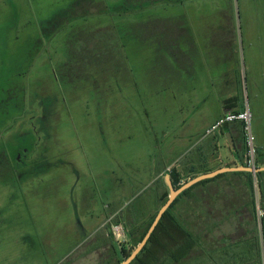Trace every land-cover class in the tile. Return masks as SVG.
I'll return each mask as SVG.
<instances>
[{"label":"rangeland","instance_id":"374dc122","mask_svg":"<svg viewBox=\"0 0 264 264\" xmlns=\"http://www.w3.org/2000/svg\"><path fill=\"white\" fill-rule=\"evenodd\" d=\"M175 1L0 0V264H119L107 219L135 243L160 206L142 213L156 171L183 182L225 164L206 131L226 99L264 150V0ZM220 175L212 185L240 194L193 224L184 197L171 210L199 242L180 264H264L248 180ZM93 213L105 218L92 234Z\"/></svg>","mask_w":264,"mask_h":264},{"label":"crops","instance_id":"0c3cea01","mask_svg":"<svg viewBox=\"0 0 264 264\" xmlns=\"http://www.w3.org/2000/svg\"><path fill=\"white\" fill-rule=\"evenodd\" d=\"M219 37H220V35H218V38ZM222 109L223 110H222L221 114L216 118V120L212 123V125L216 121H218L221 117H223L226 113L230 112L231 109L233 111H243V109L237 107V103L234 101V98H229V99L224 100ZM242 125H243V123H241V122H234V123H231V124H226L222 129H220L218 131V132H220L219 136H216L214 138V140L208 142V147L213 149V150H216V153H218V155H220V152H222V151L224 153V157L223 158L226 159L225 164L222 163L220 166H218V169H220L221 167H235V166H237L238 163H241L244 166H248L247 165V152H244V150H243L244 149V139H243L241 131H240V129L242 128ZM228 136L232 137V139L234 141V144H235V147H236V151H232L229 148V146L227 147L225 145V143L227 144ZM198 146H199L198 143H195L192 150H194V149L201 150V149H199L201 147H198ZM261 152L264 153V150L261 151ZM171 168H173L172 165H167V166H163L162 168H160L158 171L155 172V174H154V177H155L154 184H156V186H157L155 188L156 189L155 192L157 193L156 194V199L157 200L155 199V204H153V205H148V203H147L146 206L142 207V213L144 212L143 215H146V217L151 216V215H153L155 213V212H153L150 215V212L154 209V205L158 206L160 204V206H158V208L156 210V214L155 215H157L159 209L162 207V205H163V204L161 205L162 198L164 197V195H165V193L167 191L169 192V189H168L167 185L165 184V182H164V185H162V182H160V179L164 178L166 175H168V173L170 172ZM218 169H216V170H218ZM213 171H215V170L214 169H209L208 166L206 165L205 167H202V169L200 171L195 173L191 178H187V179L191 180V179H193V178H195L197 176L203 175L205 173L213 172ZM241 172H243V171L232 172V174H233V176L237 175V176L240 177L241 176ZM245 173H248V172H245ZM253 178H256V181H257L256 175H253ZM260 180H261V182L263 184L264 183V177H261ZM185 182L186 181H183L182 183H185ZM212 183H213V181L212 182H208V183L195 184V185L192 186L193 188L190 191H188L187 194L184 196L185 202H186V205H187L186 206L187 207V211H186L187 218L188 219H192V224H193V219H194L195 216L197 217V216H200L201 214H203L204 208H205V204H207L208 201H210V202L214 201V202H212L213 204L216 203V201L219 198H221L220 194L223 193V192H229V193L232 194V193H234L236 191H239V194H240V191H241V187L240 186H238V189L236 190L235 186L232 187V185L231 186H225V187L220 185V186L217 187L216 185H212ZM262 187L264 188V186H262ZM211 189L213 190V192H211ZM248 192H249V188H248ZM249 197H250V194H249ZM232 198H233V200H235V198H237V197L233 196ZM255 199H256V207H257V211H258L259 208H258V204H257L258 200H257V193L256 192H255ZM239 200H240V196H239ZM250 204H252V202H250ZM216 206L217 205H215V207ZM109 208H110L111 212L112 211L113 212L114 211L118 212L120 210L119 208H116V209L113 210L112 202H110V204H108L106 206V209H109ZM124 208H121V211H123ZM199 209H202L203 211L199 210ZM199 211H201L202 213H200ZM134 214H136V213L134 212ZM105 215H107V214H105ZM172 216L174 217L173 214H172ZM99 218L100 217H98V215L95 214V213H93L90 216H88L86 218L85 223H84V225H86L87 227L82 225V228H84L83 231L87 230V232H91V233L93 232L94 233L99 228H102L103 226H101V225H103V223H104L102 220L105 218V216L102 219H99ZM147 221H148V219L143 221V223H141V226L139 228L142 229V227H146L145 224L147 223ZM115 223L122 224L123 227H125L126 231L128 230V228L126 227V225L123 222H121L120 220H115V219H113V217L108 218L107 221H106V224H107V226H106L107 230L106 231H107V234H108V238L110 239L111 244H112L111 246H112V250H113V255L121 258L122 255L120 253V249H119L120 247L117 245V243L113 239L112 233H111V226H112V224H115ZM189 223H190V221H189ZM130 225H133L132 222H130ZM143 230H141L140 232H143ZM128 232H129V230H128ZM128 232H127L128 240L129 241L130 240L133 241V239H130L131 236H130V233H128ZM189 232H192V234H193L192 230L189 231Z\"/></svg>","mask_w":264,"mask_h":264},{"label":"trees","instance_id":"16d2710c","mask_svg":"<svg viewBox=\"0 0 264 264\" xmlns=\"http://www.w3.org/2000/svg\"><path fill=\"white\" fill-rule=\"evenodd\" d=\"M152 1H153L152 4H157V3L173 4L176 2L175 0H152ZM240 131L244 139V143L246 145V132L244 125H242ZM263 157H264V153L257 151L258 163L262 164ZM263 173L264 172L257 174L256 177H257V182L258 184H260L262 190L261 199L258 208L261 212H263V215L261 217V224H262L263 248H264V188L262 187L263 185L260 181V177H262ZM168 175L170 176L173 185L177 189H179L183 184L187 182L186 181L185 183H182L180 181L179 173L174 168H171ZM241 175H244L248 180L249 194L252 200L251 202L255 212H257L253 175L249 172L248 173L241 172ZM220 176L222 175H218L214 178L200 181L197 184L208 183L212 181L214 182ZM192 188L193 187H190L189 189L183 191L175 199V201L172 203V205L164 213L163 217L159 221L157 227L152 233L144 249L138 254V256L130 264H165V260H169L174 264H180L197 247L199 243L198 239L191 232H189L179 221H177L175 217H173L171 214L172 208L176 205V203L180 200V198L184 197L187 194V192L190 191ZM168 197H169V193H166L162 198L163 204L167 201ZM155 217L148 225H146L144 231L142 232V235L140 236L141 238L136 239L135 241L136 244L134 243V241H131L132 244L128 251H126L122 247L119 248L120 253L122 255L121 260L128 258L132 253L133 249L137 247L138 244L142 241L146 232L148 231L149 227L154 221ZM131 242L128 241V244H130ZM117 245L120 246L119 244Z\"/></svg>","mask_w":264,"mask_h":264},{"label":"water","instance_id":"95a60500","mask_svg":"<svg viewBox=\"0 0 264 264\" xmlns=\"http://www.w3.org/2000/svg\"><path fill=\"white\" fill-rule=\"evenodd\" d=\"M228 139L230 141L231 150L236 151V147H235V144H234L232 137L228 136ZM239 171L249 172V173H252L253 175H257L261 172H264V167L253 168V167L244 166L241 163H238L237 166H235V167H222L218 170H215V171L209 172V173H205L203 175L197 176V177L187 181L179 189L175 188V186L172 183L170 176L166 175L165 183L169 189V197H168L167 201L159 209L154 221L152 222L151 226L149 227V229L146 232L142 241L138 244L137 247H135L133 249L132 253L130 254V256L128 258L120 260V264H130L138 256V254L146 246L148 240L150 239L152 233L154 232L155 228L157 227V225H158L159 221L161 220V218L163 217L164 213L169 209V207L172 205V203L175 201V199L183 191L189 189L190 187L199 183L200 181L214 178V177H216L220 174H223L225 172H239Z\"/></svg>","mask_w":264,"mask_h":264},{"label":"built area","instance_id":"2783aa9c","mask_svg":"<svg viewBox=\"0 0 264 264\" xmlns=\"http://www.w3.org/2000/svg\"><path fill=\"white\" fill-rule=\"evenodd\" d=\"M250 120V114L248 111H230L226 113L223 117H221L218 121H216L207 131L206 135H213L216 132H218L220 129H222L226 124H231L234 122H241L245 126V132H246V145L248 148L247 153V165L248 167L258 168L259 166L264 167V157L262 164L258 163L257 160V150L253 147V136L247 132V125ZM261 214H263L261 212ZM111 233L112 237L115 240V242L119 245L128 243V234L123 227L122 224L115 223L111 226Z\"/></svg>","mask_w":264,"mask_h":264}]
</instances>
